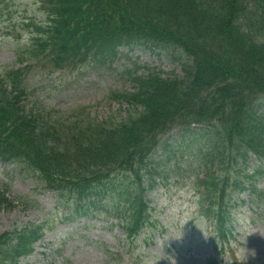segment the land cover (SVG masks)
Here are the masks:
<instances>
[{
	"label": "rangeland",
	"instance_id": "rangeland-1",
	"mask_svg": "<svg viewBox=\"0 0 264 264\" xmlns=\"http://www.w3.org/2000/svg\"><path fill=\"white\" fill-rule=\"evenodd\" d=\"M120 69L121 66L118 63H115L109 69H101L99 71H93L89 75H84V77L72 78L69 79V83L67 89L63 91H58V94H52L49 99H47V104L45 106H49L54 103L56 106H63V110L66 114L65 117H69L72 109L75 106H82L84 104H89L91 102H99L100 99H110L112 96V91L114 88L118 90L120 88L125 87V79L126 76H129L125 72L126 69L122 68L120 74L117 73V69ZM59 77V75H57ZM66 77V76H65ZM61 80H59L60 82ZM58 82V83H59ZM121 90V89H120ZM122 118H120L121 120ZM31 183V181L27 180L22 183L15 182V187L22 185V192L28 191L27 186ZM187 188L183 190L186 191ZM188 198L185 192H181L179 197H175L171 203L177 202L178 205L174 206L172 210L165 203V206L168 207V211L173 212L169 213L166 218L161 215L160 221L166 219L167 223H173L171 225L172 228L176 225L177 222H180L179 215L187 216L190 212L184 213L182 212L183 208L189 206L187 203ZM42 202L48 205L49 207L53 206V202L51 199H46L45 197L42 199ZM191 208L194 207V204H190ZM160 210V207H157V211ZM251 214V212L249 213ZM171 215V217H170ZM27 219V216L24 212H5L0 214V224L1 226H5L8 228L10 224L15 221H18L19 224L24 222ZM165 223V222H164ZM166 223V224H167ZM187 221L185 220V224ZM69 232L63 233L60 239L68 240V242L64 245L65 255L64 257H60L59 255H50V257L55 261V264H67L66 257H69L72 264H111L106 260L114 258L113 255L117 254V252H121L123 254V261L121 264H136L131 258L128 257L126 250L127 246H124L120 242V237L122 234L119 228H109L108 225L103 224L100 228H97L96 231L91 232L90 230L84 232L83 234L86 236L85 239H79L75 233L74 228H70ZM264 233V222L260 221L253 225L246 226L245 232L242 234L241 238H245L246 247H243V250L239 249V256L244 254L248 255L249 258L258 262L260 257L264 256V241L262 234ZM258 236L252 241V237ZM94 246H91L93 245ZM97 244L98 246H96ZM197 244V243H193ZM89 245V246H87ZM199 249L201 255L196 257L197 253L189 254L186 258V262L189 264H193L195 261L200 264L203 263L204 257L207 254V247L204 244H199ZM110 253V255H109ZM144 259L142 260L143 264H151L152 261H146L148 256L144 253ZM37 264H47V259L42 260L41 262L37 261ZM52 264V263H48ZM114 264H118L115 262Z\"/></svg>",
	"mask_w": 264,
	"mask_h": 264
}]
</instances>
